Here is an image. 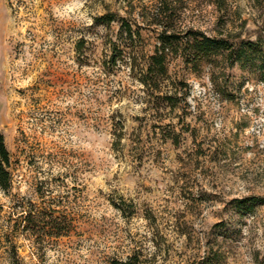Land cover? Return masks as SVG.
<instances>
[{"label":"rangeland","instance_id":"rangeland-1","mask_svg":"<svg viewBox=\"0 0 264 264\" xmlns=\"http://www.w3.org/2000/svg\"><path fill=\"white\" fill-rule=\"evenodd\" d=\"M197 32L262 55L264 0H0V264H264V74Z\"/></svg>","mask_w":264,"mask_h":264},{"label":"trees","instance_id":"trees-1","mask_svg":"<svg viewBox=\"0 0 264 264\" xmlns=\"http://www.w3.org/2000/svg\"><path fill=\"white\" fill-rule=\"evenodd\" d=\"M98 23L111 25L112 22L118 21L120 23L121 32L126 34L128 37L133 38L135 30L133 29L130 22L125 18H118L114 13H107L102 16L96 17ZM139 33V32H138ZM197 35L193 40V50L197 53L198 59L208 60L210 56L223 53L224 51H229L231 58L236 61H241L242 63H259L263 74H264V53L262 55L259 53V56L249 58L252 52H257L261 50L262 42L261 40L256 41H247L242 42L240 45L233 44L226 38L208 36L197 32ZM175 39L173 35H165L162 38V45L160 50L161 54L158 56H153V59L156 60V68L159 74L163 75L167 73L166 66V53L167 50L171 48V45H174ZM264 79V76H263ZM147 83V80H143ZM9 151L5 144V140L2 134H0V185L4 189L10 187V173L7 170V165L9 164ZM14 264H20L18 260L14 261ZM113 264H145L143 260L137 255H133L127 260L124 261H114Z\"/></svg>","mask_w":264,"mask_h":264},{"label":"bare ground","instance_id":"bare-ground-1","mask_svg":"<svg viewBox=\"0 0 264 264\" xmlns=\"http://www.w3.org/2000/svg\"><path fill=\"white\" fill-rule=\"evenodd\" d=\"M31 71H32L31 69H30V70H28V73H31Z\"/></svg>","mask_w":264,"mask_h":264}]
</instances>
